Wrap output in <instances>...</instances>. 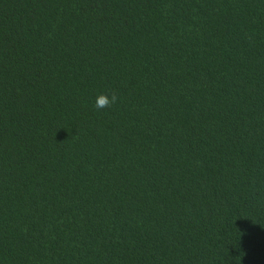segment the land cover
<instances>
[{
  "label": "trees",
  "instance_id": "1",
  "mask_svg": "<svg viewBox=\"0 0 264 264\" xmlns=\"http://www.w3.org/2000/svg\"><path fill=\"white\" fill-rule=\"evenodd\" d=\"M0 264H264V0H0Z\"/></svg>",
  "mask_w": 264,
  "mask_h": 264
},
{
  "label": "clouds",
  "instance_id": "2",
  "mask_svg": "<svg viewBox=\"0 0 264 264\" xmlns=\"http://www.w3.org/2000/svg\"><path fill=\"white\" fill-rule=\"evenodd\" d=\"M119 100L115 94L109 96L108 94H99L95 101V107L99 109L109 108L112 105L116 104Z\"/></svg>",
  "mask_w": 264,
  "mask_h": 264
}]
</instances>
